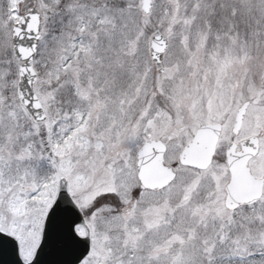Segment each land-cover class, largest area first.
<instances>
[{
	"label": "snow or ice",
	"instance_id": "1",
	"mask_svg": "<svg viewBox=\"0 0 264 264\" xmlns=\"http://www.w3.org/2000/svg\"><path fill=\"white\" fill-rule=\"evenodd\" d=\"M0 264H264V0H0Z\"/></svg>",
	"mask_w": 264,
	"mask_h": 264
}]
</instances>
